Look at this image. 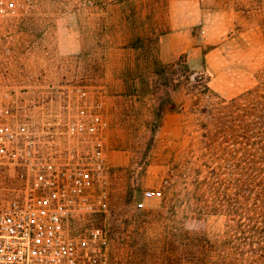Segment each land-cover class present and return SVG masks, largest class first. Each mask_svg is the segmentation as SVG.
Instances as JSON below:
<instances>
[{"label": "rangeland", "instance_id": "374dc122", "mask_svg": "<svg viewBox=\"0 0 264 264\" xmlns=\"http://www.w3.org/2000/svg\"><path fill=\"white\" fill-rule=\"evenodd\" d=\"M0 7V89L15 91L33 119L69 123L88 161L103 151L106 210L70 217L69 228L102 229L101 264H190L181 244L201 229L217 264L229 248L226 218L198 223L185 213L226 203L241 169L216 130L206 135V118L181 91L171 92L174 111L155 116L166 88L153 69L203 57L221 98L252 89L264 78V0H0ZM137 36L145 47L136 50L129 44Z\"/></svg>", "mask_w": 264, "mask_h": 264}, {"label": "built area", "instance_id": "2783aa9c", "mask_svg": "<svg viewBox=\"0 0 264 264\" xmlns=\"http://www.w3.org/2000/svg\"><path fill=\"white\" fill-rule=\"evenodd\" d=\"M14 92L0 89V264H101L102 229L68 222L106 210L102 149L88 161L69 123L33 119Z\"/></svg>", "mask_w": 264, "mask_h": 264}, {"label": "trees", "instance_id": "16d2710c", "mask_svg": "<svg viewBox=\"0 0 264 264\" xmlns=\"http://www.w3.org/2000/svg\"><path fill=\"white\" fill-rule=\"evenodd\" d=\"M129 47L143 48L144 40L134 37ZM153 73L166 88L155 116L174 111L171 92L181 91L193 103L192 109L206 118V135L216 130L229 145L233 167L241 169L242 177L233 180L234 191L226 203L212 209L194 208L185 217L198 223L212 216L226 218L229 248L217 253L221 259L217 264H264V78L252 89L226 101L210 88L203 57L194 63L183 57L170 64L155 62ZM137 207L140 209L139 202ZM181 247L186 262L215 264L201 229L186 238Z\"/></svg>", "mask_w": 264, "mask_h": 264}]
</instances>
